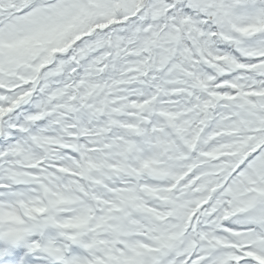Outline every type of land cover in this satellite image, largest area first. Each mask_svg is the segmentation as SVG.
<instances>
[{"label": "snow or ice", "instance_id": "snow-or-ice-1", "mask_svg": "<svg viewBox=\"0 0 264 264\" xmlns=\"http://www.w3.org/2000/svg\"><path fill=\"white\" fill-rule=\"evenodd\" d=\"M0 264H264V0H0Z\"/></svg>", "mask_w": 264, "mask_h": 264}]
</instances>
